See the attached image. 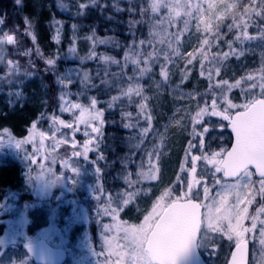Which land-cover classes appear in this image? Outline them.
Listing matches in <instances>:
<instances>
[{
	"label": "rangeland",
	"instance_id": "obj_1",
	"mask_svg": "<svg viewBox=\"0 0 264 264\" xmlns=\"http://www.w3.org/2000/svg\"><path fill=\"white\" fill-rule=\"evenodd\" d=\"M7 4V0H5ZM242 0H161L162 6L158 11H153L150 0V17L153 20L154 29L147 42L142 44L148 55L143 56L139 69H149L143 76L140 75V94L133 91L130 95L137 99V118L148 128L144 137L138 141L134 165L130 166L125 178L127 186L116 195L101 193L91 182H87L84 189H74L70 179L71 172L67 164L68 157L59 161L63 172L50 171L49 167L39 169L37 162L44 156H35L38 148L35 141H45L46 137L35 133H28L23 139H17L9 133H0V166L6 161V157L16 154L17 151L27 153L29 158L25 160L29 169L28 180L20 188L15 199L19 196H27L22 199V207L17 210L14 219H5L2 222L3 232L0 233V254L17 239H9L10 235L19 233L23 243H33L46 239L53 246L64 248L69 253L67 264H117L116 253L124 244L123 232L117 229L118 224H140L145 215H148L156 200L166 191L171 190L180 195V183L177 181L188 178L186 171L191 167V159L185 162L186 150H189V141L196 144L200 137L192 138L191 118L204 107H209L213 93H218L216 84L227 81L229 85H239L228 93V99L234 104H241L248 96L246 91L252 84L257 87L252 93H259V85L264 82V29L256 21L258 14L252 9L246 10L247 5H241ZM24 2L20 4L16 0L8 3L15 4L10 22H5V15L1 14L0 39L5 40L2 45L3 59H0V110L4 102L11 97V90L17 82L39 83L38 66L42 70L53 74V81L58 92L65 93V101H72L68 95V86L79 81L81 71L78 67L69 66L67 69L58 64L48 65V57H43L36 48L35 30L24 16ZM85 0H60L59 9L68 14H83ZM247 2V1H245ZM5 3H2L3 6ZM66 5V7H61ZM178 13V15H177ZM16 21L21 24L17 25ZM27 21V23H26ZM187 21V26H185ZM246 25V27H245ZM231 26V27H230ZM92 30L86 26L80 32V37L68 47L66 57L80 59L88 51V42L92 37ZM247 33L251 39H245ZM158 34V35H154ZM13 41L7 43V37ZM35 37V39H33ZM239 37V39H237ZM208 43L205 44L204 41ZM143 41V40H142ZM163 41V42H161ZM171 42L172 47H169ZM32 47V48H31ZM75 49V52L69 49ZM176 51H173L172 49ZM29 55H25V53ZM133 54V53H132ZM136 54V53H135ZM227 54V56H225ZM53 59V58H52ZM54 58L53 60H56ZM66 59V58H65ZM190 61V62H189ZM203 65V67H201ZM62 66V65H61ZM219 68L217 74L216 68ZM212 78L209 79V71ZM30 74V75H29ZM83 77V74H81ZM66 78L64 84L57 81V77ZM251 78V79H250ZM69 81H71L69 83ZM133 89L137 85H130ZM218 105L223 107V102L217 95ZM57 101L56 106L63 105ZM205 101L208 103L206 104ZM144 105L143 111L140 105ZM238 110V109H237ZM67 111L65 113H69ZM203 125L208 126L209 132L204 135V152L219 151L223 136V144L229 147L232 138L227 130V122L221 130L213 128L218 124V117H202ZM60 127V125H57ZM197 130L202 127L197 124ZM46 136V135H45ZM215 136L216 139H212ZM62 144L60 140H55ZM95 147H90L89 152H96ZM190 155H200L198 146L189 150ZM33 153V154H32ZM5 155H7L5 157ZM35 156V157H34ZM41 157V158H40ZM149 160L159 171L155 180H145L139 175L141 171H147ZM202 163V164H201ZM203 161L197 162V179H200V170ZM36 167V168H35ZM34 169V170H33ZM50 173H47V172ZM40 174L46 177L44 182L40 180ZM49 174V177L47 175ZM102 177V174H97ZM253 180L257 181L253 175ZM106 181L112 184L117 181L107 175ZM122 181V180H120ZM211 186V178H208ZM45 183V185H43ZM49 185H56L62 192L58 198L48 196ZM61 186L62 188H60ZM203 183L196 190H202ZM258 183L247 190V195H255V199L249 204L247 200L241 207L248 208V219L244 226L251 228L252 219L256 217V228L245 234L246 241L253 243L251 251V264H264V246L260 244L262 239L260 232L264 228V196L258 192ZM217 187L211 188V195H215ZM84 191L86 193H84ZM97 192L92 196L91 193ZM78 195H75L77 194ZM92 196V197H89ZM116 196V197H115ZM83 199V205H79V199ZM127 201V202H126ZM234 197H229L233 202ZM208 203V201H205ZM205 211V210H204ZM7 224L4 225V224ZM204 231V225L202 226ZM8 228V229H7ZM6 230V231H4ZM8 232V233H7ZM7 233V234H6ZM17 235V234H16ZM213 240L209 244V250L204 251L209 256L210 264H226L227 258L234 244L226 237L216 240L219 233H209ZM21 240V239H20ZM215 249L213 252L212 249ZM17 264V263H16ZM18 264H33L27 256Z\"/></svg>",
	"mask_w": 264,
	"mask_h": 264
},
{
	"label": "trees",
	"instance_id": "obj_2",
	"mask_svg": "<svg viewBox=\"0 0 264 264\" xmlns=\"http://www.w3.org/2000/svg\"><path fill=\"white\" fill-rule=\"evenodd\" d=\"M8 1L10 0H7L6 4L5 0H0V15L4 14L5 22L9 23L11 16H14L11 15L13 10L16 20L19 15H16L15 4L11 6ZM2 3L5 4L2 6ZM241 3L249 6L246 10L253 7L258 14L254 19L264 29V0H242ZM59 4L60 0H25L23 13L29 18L37 39L33 47L45 58L57 57L55 65L58 64L64 69L77 66L81 74L89 73L88 82H83L80 74L79 81L68 86L65 92L68 91L73 103H80L85 107L90 105L91 98H95L97 101L95 110L103 111L104 124L101 127L98 120L87 124L81 123L78 120L80 109H72L69 113H65L61 111L62 105L55 107L57 101L60 102L62 91L58 94L54 86L53 74L45 73L42 70L43 66L39 65V83L17 82L15 88L7 87L12 94L0 110V133H9L19 140L28 133L35 132L38 137L39 135L46 137L45 141L40 139L35 141L38 146L34 151L35 156L44 155L40 157L36 167L39 168L41 165L39 169L49 167L51 172H63L56 163L68 157L66 165L69 166L74 189L82 191L87 182H91L97 186L96 189L101 187L99 193L105 189V193L116 195L127 186L125 178L131 172L129 168L134 165L136 159L135 147L144 137L142 132L144 126L137 118L135 110L137 99L134 95L128 96L122 93L130 85L141 84L139 67L133 65L131 61L125 66L124 58L126 52L136 53L140 61L143 56L148 55V51L143 49V45L139 42L142 40L147 42V37L154 29L150 17V0H97L95 5L91 0H85L82 8L84 12L79 15L61 11ZM117 7L121 10L117 11ZM16 24L21 25L19 21H16ZM86 26L95 32V37L92 36L93 41L88 42L87 53L80 59L66 57L68 47L75 43ZM96 37L111 38L112 42L94 43ZM93 52L95 57L89 58ZM101 56L111 57L119 63H105L100 59ZM129 77L132 79L129 80ZM102 81H108V84ZM17 93L19 96L16 95ZM112 97L118 99L113 101ZM110 103L111 107H109ZM59 120H63L65 125L70 124L71 127L59 124ZM124 124H132L133 127L125 128ZM93 127H100L101 132H92ZM58 139L62 144L55 142ZM85 143H88V148L95 147L96 152L88 151L85 156ZM29 147L23 153L17 151L16 154L5 155L7 160L0 166V233L3 232L1 226L3 220L14 219L15 212L22 207V199L27 197L19 196L15 199L20 193L21 186L28 180L29 169L25 160L29 158L27 154ZM97 174L103 176L99 177ZM107 175L117 181L112 184L107 183ZM45 178L40 174L41 181L44 182ZM60 191L62 192V189L56 185H49L47 193L50 198L55 199L60 195ZM91 194L93 196L98 193ZM83 203H85L83 199H79L78 204L83 205ZM4 225L7 226L6 223ZM8 235L10 240H19L10 244L0 254V264H18L27 257L24 246L28 243L22 242L19 233Z\"/></svg>",
	"mask_w": 264,
	"mask_h": 264
},
{
	"label": "snow or ice",
	"instance_id": "obj_3",
	"mask_svg": "<svg viewBox=\"0 0 264 264\" xmlns=\"http://www.w3.org/2000/svg\"><path fill=\"white\" fill-rule=\"evenodd\" d=\"M17 4L21 0H16ZM95 5L97 0H91ZM162 6L161 0H153L151 4L152 10L158 11ZM66 7V5H61ZM83 8L84 6L81 5ZM117 11H120L117 7ZM178 15V13H177ZM3 20L0 19V24ZM27 23V21H26ZM187 26V21H185ZM75 28V25L73 26ZM231 27V26H230ZM246 27V25H245ZM59 30L57 29V32ZM158 35V34H154ZM95 37V32L92 34ZM245 39H251L244 33ZM35 39V37H33ZM56 39L59 37L57 35ZM92 39V37H89ZM239 39V37H237ZM13 38L7 37V43H11ZM111 38L96 37L94 43L108 44L111 43ZM163 42V41H161ZM5 40L0 39V59H3L2 45ZM141 45L144 41L139 42ZM208 43L207 40L204 41ZM171 48V42H169ZM173 51H176L174 48ZM75 52V49H69ZM29 55V53H25ZM227 56V54H225ZM95 53L89 58H94ZM100 59L105 62L119 63L111 57L101 56ZM125 66L128 61L139 67L141 61L135 53H125ZM190 62V61H189ZM48 65H54L55 60L48 59ZM203 67V65L201 66ZM140 75L143 76L149 71L147 67L139 69ZM218 74L219 68H216ZM30 75V74H29ZM212 78V72L209 71V79ZM66 78L57 77L60 84H64ZM132 77H129L131 80ZM251 79V78H250ZM90 80L89 73H83V82ZM264 80V77H262ZM71 81H69L70 83ZM108 84V81H102ZM239 85V81L235 85H229L227 81L222 84H216L215 87L219 90L218 93H213V98L209 107H204L196 113V117L191 118L192 129L191 135L193 139L200 137L196 144L189 141V150L196 148L200 151V155H190V151L186 150L185 162L191 159V167L185 169L183 166L181 171L188 173V178L181 180L177 177V181L181 187L180 195L175 194L171 190H166L153 204L152 210L148 215H145L143 222L140 224H118L117 229L123 232L124 244L119 246L122 250L116 253L118 257L117 264H180L181 259H191L194 253L198 250H209V244L214 243L213 237L209 233H219L216 238L226 237V239L234 244L235 251L231 253V264H247V241L245 234L254 230L257 226L256 217H251L252 226L247 228L244 226V221L248 219V208L241 207L242 204L251 203L255 199V195L249 197L247 190L258 183V192L264 196V82L259 85V93H252V89L256 88V84H252L246 91L247 98L241 104H234L228 99V93ZM96 87V85H92ZM135 91L140 94V86L135 89L129 86L123 95H128ZM19 96V93L16 94ZM62 93L60 96L63 105L61 111L67 112L72 109H80L79 122L89 123L93 120H98L101 127L104 124L103 111H97L95 98H91L90 105L85 107L80 103H72L65 101ZM219 96L223 102V107L217 103L216 96ZM118 97H112V100H117ZM207 104L208 102L205 101ZM111 103L109 107H111ZM143 111L144 105H140ZM238 109V110H237ZM218 117L219 123L212 125L213 128L223 129L227 122V128L232 134L233 143L231 147L225 146L222 142L224 137H219L221 144L219 151L211 150V145H208L209 152H204L205 143L204 135L209 132V128L203 125L202 117ZM59 124L65 125L63 120L58 121ZM197 124L202 127L198 131ZM65 127H71L70 124ZM125 128L133 127L132 124H124ZM148 128L142 129L143 133L148 132ZM92 132L100 133V127H93ZM87 135V133H85ZM212 139H216L215 136ZM139 147V145H136ZM89 151L88 143L84 145V154ZM79 154V153H77ZM203 161V166L200 170V179H197V162ZM258 174L259 180L254 181L253 175ZM74 171H77L74 169ZM159 169L149 160V168L147 171H141L139 175L145 180H155ZM211 178L212 184L209 186L208 178ZM203 183L202 190L196 189ZM217 187L215 195H211V188ZM234 197L233 202H229V197ZM208 201V203H205ZM127 202V201H126ZM205 209L204 212L201 209ZM264 212V208L260 209ZM261 223H264L262 221ZM204 225V231L201 232V226ZM260 235L262 239L260 244L264 246V228L261 229ZM214 252L215 249L213 248ZM196 260L199 262L198 255ZM202 264V262H199Z\"/></svg>",
	"mask_w": 264,
	"mask_h": 264
},
{
	"label": "water",
	"instance_id": "obj_4",
	"mask_svg": "<svg viewBox=\"0 0 264 264\" xmlns=\"http://www.w3.org/2000/svg\"><path fill=\"white\" fill-rule=\"evenodd\" d=\"M228 131L232 137L229 128ZM232 143L233 140L231 142V145ZM255 176L259 180L258 174H255ZM201 211L204 212V209L202 208ZM24 250L35 264H66L69 256L67 250L63 248L54 247L47 240H40L36 243L28 244L24 247ZM234 251H235V247L232 249L231 253ZM231 253L227 264H231ZM197 255L199 257V262H202V264H208L204 260L203 256L200 254L199 250L197 251V253L193 254L191 259H187V260L181 259L180 264H199V262L196 260ZM247 264H250V246L248 243H247Z\"/></svg>",
	"mask_w": 264,
	"mask_h": 264
},
{
	"label": "flooded vegetation",
	"instance_id": "obj_5",
	"mask_svg": "<svg viewBox=\"0 0 264 264\" xmlns=\"http://www.w3.org/2000/svg\"><path fill=\"white\" fill-rule=\"evenodd\" d=\"M247 243L251 246V251H252V247H253V243L251 242V241H247ZM234 248V247H233ZM232 248V249H233ZM231 249V250H232ZM201 251V253H202V255L204 256V258L206 259V261L210 264V262L208 261V259L207 258H209V256L207 255V254H205V252H204V250H200ZM228 258H229V256H228Z\"/></svg>",
	"mask_w": 264,
	"mask_h": 264
}]
</instances>
